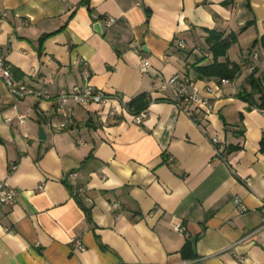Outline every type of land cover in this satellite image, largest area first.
<instances>
[{
    "label": "crops",
    "instance_id": "crops-1",
    "mask_svg": "<svg viewBox=\"0 0 264 264\" xmlns=\"http://www.w3.org/2000/svg\"><path fill=\"white\" fill-rule=\"evenodd\" d=\"M208 32L236 35L218 61L239 73L196 124L153 85L219 86L194 73L211 63ZM262 38L264 0H0V56L48 96L15 99L0 80V181L17 192L0 204V264H264V113L236 97L251 67L264 78ZM85 83L125 103L145 95L148 118L90 104L60 128L56 94ZM186 240L195 260L180 256Z\"/></svg>",
    "mask_w": 264,
    "mask_h": 264
},
{
    "label": "built area",
    "instance_id": "built-area-1",
    "mask_svg": "<svg viewBox=\"0 0 264 264\" xmlns=\"http://www.w3.org/2000/svg\"><path fill=\"white\" fill-rule=\"evenodd\" d=\"M113 23L112 19L106 20L107 26ZM180 49H184V43L179 44ZM136 53H141L140 48L135 50ZM258 53L252 54V61L258 59ZM205 59L212 60L209 54L205 55ZM256 68L251 67L250 72ZM150 71L149 62L143 57L139 58V72L141 74H148ZM0 80H2L7 92L15 99L31 96L38 99H45L48 96L40 91H37L29 86H26L15 80L13 73L9 66L6 65L4 59L0 56ZM264 82V78H262ZM229 81L221 79L218 81L219 86L203 85L200 86L195 80L184 75L176 74L167 80H158L154 83V91L166 92L171 89L173 92V104L183 114L188 116L194 123L198 124L197 114L200 111L212 112L214 109V98L220 93V86L228 84ZM55 101L59 112H61L63 120L60 128H65L69 119L72 108L75 106L97 105L106 111V115L114 118L115 116L125 113L131 116V121L134 125L140 126L144 124L148 118L147 110H142L135 114L129 103H125L117 93H107L103 90L96 89L89 83L82 86H75L71 89L60 90L56 96ZM24 117L20 116L19 120L23 121ZM211 144L215 147L217 156H221L225 150V144L219 142L216 138L210 139ZM76 197L84 198L85 192L83 189H77L73 193ZM17 196L14 188L10 187L5 181H0V204L13 205ZM235 205H239L240 209H244L238 198H235ZM114 207H117L114 205ZM261 213L264 215V206L261 208ZM175 231L182 233V227H176ZM72 243L78 250L83 247L78 240H73Z\"/></svg>",
    "mask_w": 264,
    "mask_h": 264
},
{
    "label": "trees",
    "instance_id": "trees-1",
    "mask_svg": "<svg viewBox=\"0 0 264 264\" xmlns=\"http://www.w3.org/2000/svg\"><path fill=\"white\" fill-rule=\"evenodd\" d=\"M237 37L234 34H230L226 38H223L219 34L208 32L206 43L209 47V51L212 55L211 63L206 66L194 67V73L198 79L207 80H221L226 79L229 82L235 80L239 73V67L229 61L219 62L220 58H225L228 50L236 43ZM255 44V43H254ZM262 49H264V38L260 40ZM240 101L248 105V109L257 108L264 113V82L262 77L257 76V70L255 69L245 82V86L241 88L236 96ZM145 95H140L129 103V106L133 108L134 113H140L146 106ZM239 148L229 146L227 148L228 153L235 152ZM260 152L264 153V140L260 143ZM86 212V211H85ZM180 256L183 260L190 261L197 258L194 250V242L186 240L184 246L180 250Z\"/></svg>",
    "mask_w": 264,
    "mask_h": 264
},
{
    "label": "water",
    "instance_id": "water-1",
    "mask_svg": "<svg viewBox=\"0 0 264 264\" xmlns=\"http://www.w3.org/2000/svg\"><path fill=\"white\" fill-rule=\"evenodd\" d=\"M94 30H95V32H97L98 34H101V33H102V30H101L99 24H96V25L94 26ZM43 139H44V134H43V132H42V130H41V131L39 132V140H43Z\"/></svg>",
    "mask_w": 264,
    "mask_h": 264
}]
</instances>
